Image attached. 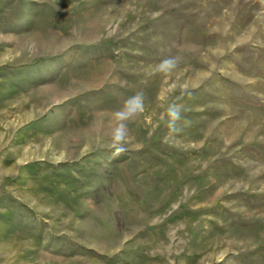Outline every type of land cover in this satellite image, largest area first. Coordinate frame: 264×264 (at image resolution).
<instances>
[{
	"label": "rangeland",
	"instance_id": "374dc122",
	"mask_svg": "<svg viewBox=\"0 0 264 264\" xmlns=\"http://www.w3.org/2000/svg\"><path fill=\"white\" fill-rule=\"evenodd\" d=\"M0 264H264V0H0Z\"/></svg>",
	"mask_w": 264,
	"mask_h": 264
},
{
	"label": "clouds",
	"instance_id": "9594fccd",
	"mask_svg": "<svg viewBox=\"0 0 264 264\" xmlns=\"http://www.w3.org/2000/svg\"><path fill=\"white\" fill-rule=\"evenodd\" d=\"M178 55H170L165 57L155 67V71L164 75L171 74L179 64ZM181 90L190 95V91L179 86ZM144 110V96L143 93H136L127 98L123 104L112 111L111 121L106 134L110 138L109 148L114 155H120L126 151V144L128 140V125L135 121L136 118ZM183 106L178 103H170L166 110L165 125L168 129L169 136H176L182 129L179 127V122L182 120Z\"/></svg>",
	"mask_w": 264,
	"mask_h": 264
}]
</instances>
